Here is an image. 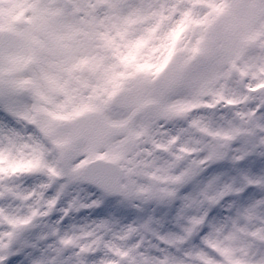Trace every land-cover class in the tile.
Wrapping results in <instances>:
<instances>
[{
	"label": "snow or ice",
	"instance_id": "6c2138e0",
	"mask_svg": "<svg viewBox=\"0 0 264 264\" xmlns=\"http://www.w3.org/2000/svg\"><path fill=\"white\" fill-rule=\"evenodd\" d=\"M0 264H264V0H0Z\"/></svg>",
	"mask_w": 264,
	"mask_h": 264
}]
</instances>
